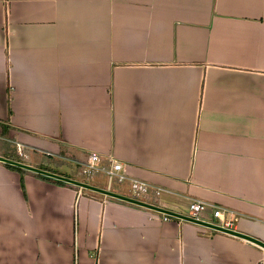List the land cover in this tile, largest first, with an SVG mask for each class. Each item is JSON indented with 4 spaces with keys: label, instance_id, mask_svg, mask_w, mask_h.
Wrapping results in <instances>:
<instances>
[{
    "label": "crops",
    "instance_id": "0c3cea01",
    "mask_svg": "<svg viewBox=\"0 0 264 264\" xmlns=\"http://www.w3.org/2000/svg\"><path fill=\"white\" fill-rule=\"evenodd\" d=\"M93 152L162 188L148 202L205 200L264 242V0H0V156L84 182ZM4 163L0 264L264 262L246 238Z\"/></svg>",
    "mask_w": 264,
    "mask_h": 264
},
{
    "label": "built area",
    "instance_id": "2783aa9c",
    "mask_svg": "<svg viewBox=\"0 0 264 264\" xmlns=\"http://www.w3.org/2000/svg\"><path fill=\"white\" fill-rule=\"evenodd\" d=\"M17 148L19 152L23 155L24 154L22 149L23 147L18 146ZM108 160H109L108 163L104 162L99 154L95 152L91 153L86 161H81L78 163L81 175L87 181L97 178L99 175L106 177V180L108 182L107 190L110 191H113L111 190V188L114 187V184L116 185V184L127 183L129 185L130 193H131L129 197L138 201H143L159 206L155 203L148 202L146 198L150 195L151 192L155 193L156 195H159L162 191V188H160L159 186H153L146 180L136 177H130L127 171L125 170L124 165L121 162H118L113 158H109ZM87 181L84 182L88 183ZM159 207L164 208L162 206ZM208 209H211L213 216L218 219V222H211V223L216 224L217 226H220L222 228L231 229V222L227 218V213L229 210L227 208L211 204L205 200H194L190 204V212L188 214H182V215H185L186 217L195 220H204L203 214ZM161 213L163 214L164 219L166 220L172 218L185 219L184 217L175 214L166 213V212H161ZM258 264H264V262Z\"/></svg>",
    "mask_w": 264,
    "mask_h": 264
},
{
    "label": "water",
    "instance_id": "95a60500",
    "mask_svg": "<svg viewBox=\"0 0 264 264\" xmlns=\"http://www.w3.org/2000/svg\"><path fill=\"white\" fill-rule=\"evenodd\" d=\"M0 160H2L4 162L15 164L17 166H21L23 168H26V169H29V170H32V171H36V172L42 173V174H45V175H49V176L54 177V178H58V179L64 180V181H67L69 183H72V184H75V185H78V186H81V187H84V188H88V189H91V190H96V191L102 192V193L107 194V195H111V196H114V197H117V198H121V199L130 201V202L145 206L147 208H151V209L158 210V211H161V212H166V213H171V214H175V215H178V216H182L185 219L191 220V221L199 223L201 225L209 226V227H212V228H215V229H218V230H221V231H224V232H227V233H230V234L242 237V238H246V239L251 240L253 242H256V243H258V244H260V245H262L264 247V242H262L261 240L255 238L253 236H250V235H247V234H243L241 232H238V231H235V230H232V229L222 228V227L217 226L216 224H213V223L208 222V221L191 219L189 217H186L185 215L179 214L177 212H174V211H171V210H168V209L161 208V207L156 206L154 204H150V203L143 202V201H138V200H135V199H133V198H131L129 196H125V195H122V194H119V193H116V192H113V191H110V190H107V189L99 188V187L94 186L92 184H89V183H86V182H83V181H79V180H76V179H73V178H69V177H66V176H63V175H60V174H57V173H54V172H51V171H48V170H44V169H41V168H38V167H34L32 165H29V164H26V163H23V162L11 160V159H8L6 157L0 156Z\"/></svg>",
    "mask_w": 264,
    "mask_h": 264
},
{
    "label": "trees",
    "instance_id": "16d2710c",
    "mask_svg": "<svg viewBox=\"0 0 264 264\" xmlns=\"http://www.w3.org/2000/svg\"><path fill=\"white\" fill-rule=\"evenodd\" d=\"M6 166H8L9 168H12V169H14V170H17V171H20V172H22V173H24V171H25V169H23L21 166H17V165H14V164H11V163H8V162H5L4 163ZM41 176H43L44 178H46V179H48L49 177H47V176H44V175H41ZM52 179V178H51ZM56 181L57 182H59V183H67L68 184V182H65V181H63V180H57L56 179ZM22 187H23V190L25 191V185H24V182L22 181Z\"/></svg>",
    "mask_w": 264,
    "mask_h": 264
},
{
    "label": "rangeland",
    "instance_id": "374dc122",
    "mask_svg": "<svg viewBox=\"0 0 264 264\" xmlns=\"http://www.w3.org/2000/svg\"><path fill=\"white\" fill-rule=\"evenodd\" d=\"M101 179H102V182L104 183V181L106 180V177H104V179L103 178H101ZM105 182H107V180ZM212 219H213L214 222H218L217 218L213 217Z\"/></svg>",
    "mask_w": 264,
    "mask_h": 264
}]
</instances>
